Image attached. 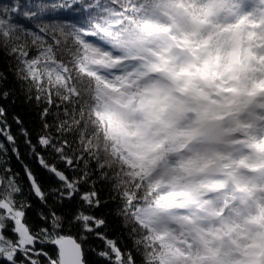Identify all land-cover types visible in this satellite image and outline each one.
<instances>
[{
    "label": "snow or ice",
    "instance_id": "6c2138e0",
    "mask_svg": "<svg viewBox=\"0 0 264 264\" xmlns=\"http://www.w3.org/2000/svg\"><path fill=\"white\" fill-rule=\"evenodd\" d=\"M0 62V264H264V0H6Z\"/></svg>",
    "mask_w": 264,
    "mask_h": 264
},
{
    "label": "trees",
    "instance_id": "16d2710c",
    "mask_svg": "<svg viewBox=\"0 0 264 264\" xmlns=\"http://www.w3.org/2000/svg\"><path fill=\"white\" fill-rule=\"evenodd\" d=\"M0 2H6V0H0ZM0 67H3L2 62H0ZM0 103L5 104L6 106L9 107L10 111H15L19 114H21L26 120L29 121V123H31V119L32 117L30 115H27V113L30 111V109L27 108V106L22 105L19 101V98L17 99V103L15 105H13L12 100L9 99L7 101H0ZM15 128V126H13ZM21 150H24V146L21 145ZM24 162L25 163H29L30 165H32L34 168L36 167L35 162L32 161L30 158L25 157L24 158ZM12 166L16 171H19L21 173V175H23V168L20 162L16 161L15 157H12L11 160ZM94 246V247H102V242L98 239H95L94 237H90L88 239V241L85 244V248H86V252L88 255V258L90 260H95L96 256L95 253H93L90 249L89 246ZM46 250L50 251V252H55V248L51 245L46 246Z\"/></svg>",
    "mask_w": 264,
    "mask_h": 264
}]
</instances>
